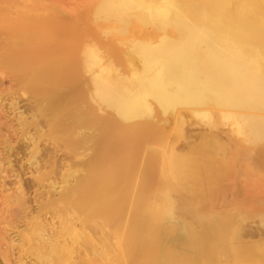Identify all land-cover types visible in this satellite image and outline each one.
Here are the masks:
<instances>
[{
    "label": "bare ground",
    "instance_id": "bare-ground-1",
    "mask_svg": "<svg viewBox=\"0 0 264 264\" xmlns=\"http://www.w3.org/2000/svg\"><path fill=\"white\" fill-rule=\"evenodd\" d=\"M61 5L0 0V75L31 93L35 115L75 146L84 171L74 182L65 174L49 264H264V242L200 212L181 164L162 152L169 128L190 118L203 127L183 128L178 147L224 132L264 149V0H79V37L76 21L49 9ZM125 136L136 145L128 163L108 146ZM258 175L249 207L264 225Z\"/></svg>",
    "mask_w": 264,
    "mask_h": 264
},
{
    "label": "rangeland",
    "instance_id": "rangeland-1",
    "mask_svg": "<svg viewBox=\"0 0 264 264\" xmlns=\"http://www.w3.org/2000/svg\"><path fill=\"white\" fill-rule=\"evenodd\" d=\"M58 1L62 10L49 9L60 11L62 22L76 21V36H81L83 17L73 12L82 10L79 0ZM107 58L119 72L130 73L121 55ZM13 99L19 109L12 104ZM0 104V264H49L43 253L51 251L47 239L60 228L59 199L65 190V174L75 171L71 177L74 182L84 171L74 158L75 146L58 140L51 134L46 119L35 115L31 93L3 75ZM20 115L31 124L20 125ZM202 124L200 119L190 118L185 125L169 128L162 140L170 146L162 152L181 164L187 191L192 193V199L201 202L200 212L243 226L249 242H264L260 211L249 207L260 198L259 189L252 187L251 182L264 172V149L258 144L247 147L241 137L224 132L196 135L188 146H177L182 142L183 128L200 129ZM151 141L148 135L140 137L142 159L151 151ZM110 142L109 148L115 154H123L128 163L136 147L133 137ZM175 146L176 152L172 148Z\"/></svg>",
    "mask_w": 264,
    "mask_h": 264
}]
</instances>
